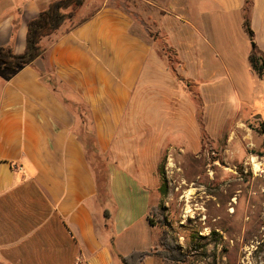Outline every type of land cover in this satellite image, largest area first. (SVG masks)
Instances as JSON below:
<instances>
[{"label": "crops", "instance_id": "crops-1", "mask_svg": "<svg viewBox=\"0 0 264 264\" xmlns=\"http://www.w3.org/2000/svg\"><path fill=\"white\" fill-rule=\"evenodd\" d=\"M53 1L0 0V47L22 53L27 23ZM202 1L206 65H223L221 79L226 65L250 68L254 48L264 56V0L251 3L252 41L245 0ZM139 2L159 12L146 14L150 30L111 0L81 5L82 18L48 38L39 58L0 69V264H123L134 252L149 253L137 264H165L150 253L156 235L145 166L175 127L193 134L195 105L160 53L174 54L178 72L202 65L203 36L185 0ZM217 76L206 71V84H220ZM132 149L142 152L139 174L130 168ZM88 153L108 156L112 210L100 202Z\"/></svg>", "mask_w": 264, "mask_h": 264}, {"label": "rangeland", "instance_id": "rangeland-1", "mask_svg": "<svg viewBox=\"0 0 264 264\" xmlns=\"http://www.w3.org/2000/svg\"><path fill=\"white\" fill-rule=\"evenodd\" d=\"M100 1L85 0L82 5L92 9ZM139 1L111 3L147 20L150 30L146 14L156 19L159 12L145 10ZM185 1L189 17L203 36L197 37L201 53L196 55L203 64L182 65L178 72L174 54L166 50L160 57L173 74L182 75L180 83L195 105V127L193 134L175 127L158 150L148 151L145 167L153 185L146 187L148 218L156 235L150 253L165 264H264V84L249 65H226L227 80L221 79L223 65H206V2ZM81 8L59 31L82 18ZM53 36L43 38L41 46ZM206 71L217 72L215 82L220 84H206ZM139 152L129 153L130 168L136 174ZM88 159L100 202L112 210L108 156L88 153ZM148 240L147 235L144 242Z\"/></svg>", "mask_w": 264, "mask_h": 264}, {"label": "trees", "instance_id": "trees-1", "mask_svg": "<svg viewBox=\"0 0 264 264\" xmlns=\"http://www.w3.org/2000/svg\"><path fill=\"white\" fill-rule=\"evenodd\" d=\"M84 1L56 0L50 3L46 9L39 12L36 18L27 23L25 48L22 53L16 54L8 46L0 47V68L15 71L31 64L35 59L39 58L43 53V47L41 46L42 39L57 32L60 26L72 17L73 10L80 7ZM251 3L252 0H245L243 8V28L248 38L252 41L253 32L248 23ZM67 9H70V12H66ZM249 63L258 78L264 76V56L255 48L249 56ZM149 223L151 224L150 220ZM148 254V252H134L128 257H121V260L123 264H137Z\"/></svg>", "mask_w": 264, "mask_h": 264}, {"label": "bare ground", "instance_id": "bare-ground-1", "mask_svg": "<svg viewBox=\"0 0 264 264\" xmlns=\"http://www.w3.org/2000/svg\"><path fill=\"white\" fill-rule=\"evenodd\" d=\"M230 211L232 212L233 210H232V209H230ZM230 211H229V212H230Z\"/></svg>", "mask_w": 264, "mask_h": 264}, {"label": "water", "instance_id": "water-1", "mask_svg": "<svg viewBox=\"0 0 264 264\" xmlns=\"http://www.w3.org/2000/svg\"><path fill=\"white\" fill-rule=\"evenodd\" d=\"M251 46L253 47V43L251 44Z\"/></svg>", "mask_w": 264, "mask_h": 264}]
</instances>
